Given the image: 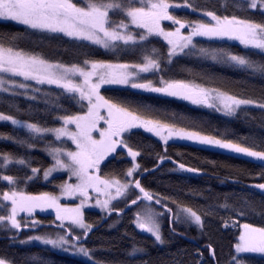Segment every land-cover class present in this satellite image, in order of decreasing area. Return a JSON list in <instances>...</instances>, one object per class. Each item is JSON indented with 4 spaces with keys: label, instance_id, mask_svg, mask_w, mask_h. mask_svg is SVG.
<instances>
[{
    "label": "snow or ice",
    "instance_id": "6c2138e0",
    "mask_svg": "<svg viewBox=\"0 0 264 264\" xmlns=\"http://www.w3.org/2000/svg\"><path fill=\"white\" fill-rule=\"evenodd\" d=\"M180 6L169 0H0V20L15 22L23 26L25 32L64 36L75 42L86 41L113 53L135 50L142 58L139 63H112L86 58L82 63L65 64L25 50L18 45V36L0 38V74H3L0 75V93L23 96L31 101L43 96L47 107L63 112L55 116L59 126L54 127L29 123L0 112V122L24 128L31 137L50 135L59 142L45 147L50 165L43 170L33 167L32 161L24 156L0 154V184L3 185L0 187V228L12 230L17 236L25 230L35 231L42 224L37 214L51 210L55 217L53 223L59 231L54 236L30 235L21 243L37 241L52 248L82 254L86 259H91V252L84 246V241L93 230V225L85 220V209L89 207L98 208L107 216L115 212L119 217L126 210L133 212L131 221L134 227L150 234L159 244L165 242L161 230L164 219L168 220L169 230L173 233L178 225H194L202 230L205 221L201 214L142 185L138 177L150 169L137 162L142 151L128 142L133 130H143L165 146L164 154L157 155V167L165 160H172L167 155V145L170 141L179 140L228 150L258 161L262 166L258 176L264 180V143L245 146L219 134L180 127L178 120L166 122L154 116V110L147 105L127 98L113 99L101 92L105 85H121L178 98L214 109L225 116H235L241 106L255 105L264 110V98L256 101L190 80L165 79L166 73L162 68V64L171 65L175 58L195 55L216 63L250 69L264 76V63L223 48L200 47L196 39L236 40L246 49L264 53V0H248L246 4L234 5L240 11H258L261 15L259 22L229 12L226 0L219 13L201 9L199 5L194 6L189 0H184V7L194 12L202 11L209 20H182L170 12V9ZM113 16L122 18L113 19ZM165 21L175 27L167 29ZM150 38L162 39L166 52L150 49ZM149 73L157 74L158 79L153 81L142 77V74ZM45 86H55L68 102L79 105V110L68 112L59 103V96L49 98V93L42 91ZM6 139L28 149L33 147L26 139L11 136ZM121 157L128 158L131 166L113 169V161ZM172 162L183 172L199 174L201 171L184 163ZM10 166L20 168L23 174H7ZM41 172L46 182H52L56 173L65 174L66 178L56 184L54 191H28V185ZM252 187L264 193V182ZM153 205L159 206V210ZM221 207L227 209L229 205L225 203ZM238 214L242 216L245 213L240 210ZM233 223L235 225L236 222ZM223 227H229L227 221L223 222ZM241 227L234 255L228 264H245L240 254L264 255V226L244 223ZM76 229L80 234H76ZM207 249L215 257L211 244ZM143 251L132 249L133 253ZM0 264L9 262L0 258Z\"/></svg>",
    "mask_w": 264,
    "mask_h": 264
},
{
    "label": "trees",
    "instance_id": "16d2710c",
    "mask_svg": "<svg viewBox=\"0 0 264 264\" xmlns=\"http://www.w3.org/2000/svg\"><path fill=\"white\" fill-rule=\"evenodd\" d=\"M169 2L181 5L170 9V12L182 20L210 19L203 16L202 11L194 12L184 7V0H169ZM224 2L225 0H189V3L194 6L199 5L205 10H217L218 13ZM226 2L229 12H235L257 22L261 20L258 11H240L234 7L237 3L246 4V0H226ZM121 18L113 16V19ZM164 26L169 30L175 27L170 22L164 23ZM9 36L20 37L17 41L20 47L39 53L53 62L82 63L87 58L112 63H139L142 59L139 52L135 50H118L117 53H113L100 46L91 45L88 42H75L64 36L32 34L25 32L23 26L19 24L0 21V38ZM196 39L200 47L223 48L264 63V53L246 49L239 41L208 40L201 37ZM150 40L151 43L148 45L150 49L155 48L161 53L166 52V45L162 39L150 38ZM162 68L166 73L165 79L190 80L256 101L264 98V76L250 69L216 63L211 59L195 55L175 58L171 65L162 64ZM143 77L153 81L158 79V75L153 73L145 74ZM42 91L48 92L49 98L59 96V103L68 112L79 110V105L68 102L55 86H45ZM101 92L113 99L127 98L138 104L147 105L154 110L152 113L154 116L166 122L178 120L180 127L211 135L219 134L223 138L233 139L245 146H258L264 143V110L258 107H242L235 116H225L178 99L165 98L161 94L131 88L104 87ZM0 112L22 121L48 127L59 126L55 116L63 114L62 111H53L47 107L43 96H38L35 101H31L23 96H11L10 93H0ZM9 136L26 139L33 144V147L28 149L11 142L6 139ZM128 142L142 151V156L137 158V162L148 169L158 164L157 155L164 154L165 146L162 142L143 130H133ZM51 143L59 142L48 136L31 137L22 128L0 122V154L24 156L32 161L33 167H41L43 170L50 165V157L44 149ZM167 155L188 167L200 169L205 175L198 176L183 172L175 164L167 163L155 173L144 177L141 181L142 185L161 196L176 199L185 207L193 208L202 215L205 221L204 228L201 230L194 225H178L173 233L169 230L168 220L164 219L161 230L165 242L159 244L152 236L134 227L131 211L126 210L119 217L114 212L104 221L107 215L96 210H87L84 213L85 220L92 224L94 229L88 234L84 245L90 250L95 264H228L234 255V245L238 241L241 226L244 223L264 226V194L247 186L264 182L258 176L262 169L261 163L220 151L175 142L167 145ZM130 166L126 157L118 158L111 165L113 169ZM7 174L21 175L23 173L20 168L10 166ZM64 178H66L65 174L56 175L52 182H46L41 172L38 178L28 185L27 190L30 192L54 191L56 184ZM0 187L3 185L0 184ZM225 203L229 205L227 209L221 207ZM240 210H243L245 214L239 215ZM37 219L45 226L35 231L25 230L18 236L12 230L0 228V258L6 259L9 264H92V261L48 246L21 243L33 232L55 227L52 226L55 219L54 213H38ZM224 221L228 222V228L223 227ZM233 222H236L235 225ZM185 237L195 242H190ZM209 244L215 249L214 258L207 249ZM134 247L144 251L133 253ZM241 256L245 264H264V256L249 254ZM33 257L39 259L34 260Z\"/></svg>",
    "mask_w": 264,
    "mask_h": 264
},
{
    "label": "rangeland",
    "instance_id": "374dc122",
    "mask_svg": "<svg viewBox=\"0 0 264 264\" xmlns=\"http://www.w3.org/2000/svg\"><path fill=\"white\" fill-rule=\"evenodd\" d=\"M247 2H248V0H246ZM0 21H6V22H12V21H8V20H0ZM13 23H15V22H13ZM164 23H168L167 21H165ZM17 24V23H16ZM86 42V41H85ZM89 43V42H88ZM0 75H3V74H0ZM145 74H142V77L144 76ZM5 78H7L6 76H5ZM104 87H117V88H119V87H124V88H130V87H126V86H121V85H105ZM103 87V88H104ZM136 90V89H135ZM141 91V90H140ZM199 107H201V108H204V109H208V110H210V111H213V112H217V111H215L214 109H211V108H207V107H203V106H199ZM242 107H256L255 105H249V106H241V108ZM219 113V112H218ZM222 114V113H221ZM3 123H9L10 124V122H3ZM19 128H21V127H19ZM22 129H24V128H22ZM24 130H26V129H24ZM27 131V130H26ZM45 137V136H44ZM48 137H51L50 135L48 136ZM171 142H175V143H182V144H190V145H194V146H197V147H200V148H205V149H209V150H214V151H220V152H224V153H227V154H231V155H235V156H238V157H242V158H245V159H247V160H250V161H254V160H252L251 158H249V157H245V156H242V155H238V154H235V153H232V152H230V151H228V150H224V149H220V148H216V147H207V146H203V145H199V144H193V143H189V142H187V141H179V140H177V141H170L169 143H171ZM254 162H257V163H260V162H258V161H254ZM56 175H63L62 173H56V174H54V176H56ZM51 179V178H50ZM62 202H65V201H62ZM68 203H70V204H75V203H78V201H67ZM153 207H155V208H157V210H159V208L156 206V205H153ZM87 210H96V211H98V212H100L101 214H103V215H105L103 212H101L98 208H95V207H89V208H86L85 209V211H87ZM42 213H45V214H47V213H53L51 210H49V211H47V212H42ZM41 213V214H42ZM241 230H242V227H241ZM59 231V229H57L56 227H51V228H49V229H46V230H44V231H41V232H33V233H31L30 235H43V234H49V235H53L54 236V234L56 233V232H58ZM76 232H77V234H80V230L79 229H76L75 230ZM29 235V236H30ZM148 235H150V234H148ZM28 236V237H29ZM151 236V235H150ZM27 237V238H28ZM27 238L24 240V241H26L27 240ZM154 238V237H153ZM28 244H37V245H43L42 243H40V242H37V241H33V242H31V243H28ZM44 246H48V247H51V246H49V245H44ZM85 246V245H84ZM86 247V246H85ZM52 248V247H51ZM53 249H55V250H57V251H60V252H63V253H67V254H69V255H72V256H75V257H78V258H81V259H84V260H87V261H93V258H92V256H91V259H86V258H84L83 256H82V254H74V253H72V252H70V251H64V250H61V249H58V248H53ZM240 255H242V254H240ZM249 255H255V256H264V255H261V254H249Z\"/></svg>",
    "mask_w": 264,
    "mask_h": 264
},
{
    "label": "water",
    "instance_id": "95a60500",
    "mask_svg": "<svg viewBox=\"0 0 264 264\" xmlns=\"http://www.w3.org/2000/svg\"><path fill=\"white\" fill-rule=\"evenodd\" d=\"M162 96H163V95H162ZM163 97H165V98H170V99H178V98H172V97H167V96H163ZM178 100H181V99H178ZM181 101H184V100H181ZM184 102L190 103V102H188V101H184ZM190 104H191V103H190ZM191 105H193V104H191ZM194 106H195V105H194ZM172 161H174V160H173V159H172L171 161L165 160L163 164H160V165H159V167L155 166L154 168L150 169V171H148L147 173L143 174L142 176H139L138 178L142 181V179H143L144 177H146V176L149 175V174L155 173L156 171H158L159 169H161V168H162L165 164H167V163H173ZM173 164H175V163H173ZM175 165H176V164H175ZM192 174H194V175H198V176H203V175H205V173H203V172H201V171H200L199 174H197V173H192ZM256 184H257V183H256ZM252 185H255V184H248L247 186H248L249 188H251V189H253V190H255V191L261 193V194H264V193H262L260 190L256 189L255 187H252ZM109 217H110V216H107V217L104 219V221H106ZM43 226H45V224H41V226H39L38 228H42ZM52 226H55V224H52ZM55 227H56V226H55ZM38 228H36V229H38ZM93 229H94V228H93ZM143 233H144V232H143ZM185 238H187L188 241H190V242H195V241H194L193 239H191V238H188V237H185ZM210 255H211V254H210ZM211 257H212V256H211ZM212 258H214V257H212Z\"/></svg>",
    "mask_w": 264,
    "mask_h": 264
}]
</instances>
